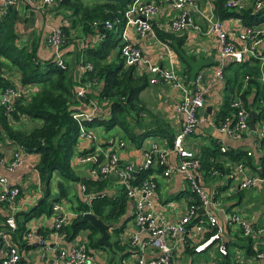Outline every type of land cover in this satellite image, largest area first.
<instances>
[{
  "label": "crops",
  "instance_id": "crops-1",
  "mask_svg": "<svg viewBox=\"0 0 264 264\" xmlns=\"http://www.w3.org/2000/svg\"><path fill=\"white\" fill-rule=\"evenodd\" d=\"M30 1L34 2L36 7L31 6ZM140 1L155 2L159 5L157 14L151 20L156 23L157 27L166 29V31L171 30L170 22L179 14V10L173 7L172 0H138L137 2ZM0 5L2 6L1 3ZM15 8L18 10L20 16V21L16 24V32L20 35V41L31 42L34 37L36 39V54L38 59H54L53 51L47 47V39L53 30L69 24L66 11L59 10L56 7V3L44 4L43 0H17ZM31 10L34 12L33 15H30ZM185 10L190 17L189 23L184 27L183 31L175 32L171 30L176 35L185 36L182 46L184 52L178 49L177 46L172 47L160 41L158 38H153L147 34H139L135 25L129 24L128 18L125 16L126 22L119 35L120 42L112 50L109 57V59L115 58L120 44L130 43L141 50L143 59L146 61V63L136 66L138 74L147 72L150 79L151 74L148 72L147 67V63H149L157 65L160 68L173 70L177 78L183 80L184 85L190 89L192 94H197L198 92L195 84L206 88L204 105L197 112L198 122L194 130L185 137L184 144L190 151L195 153L198 159L203 148H209L210 150L219 148L221 153H223L220 156L224 167L228 169L227 173L237 163L241 162L244 166V174H237L231 179L227 178V174L218 173L216 170L206 175L200 170V166L194 171L193 175L197 176V183L207 192L211 204L208 206L207 211L203 207L197 210L196 215L193 217L194 220L187 225V231L184 235H181L177 239L172 237L168 238L167 242L171 247V261L172 264H226L229 262L232 264H264V258L257 256V254L264 253V236L257 231L260 228L264 229V216L261 214L260 204L258 202H264V162L260 159L264 157V153L255 152L253 148V144L257 139V131L253 133L250 128L249 132L242 133L238 137H232L218 130V127L222 123H225L226 119L220 124L216 122V116L224 96L229 94L231 102L237 96L242 99L250 117L251 111L255 112L256 130H258L260 125H264V117L258 121L256 120L258 108L253 106L254 94L248 96L249 104L246 105L241 97V92L231 94L227 90L228 83L224 79L225 73L231 72L238 64L249 62L250 65H254V62L249 61L250 59L256 60L255 64L259 67L258 77H264V39L258 50L261 54L260 57L255 58L251 55L244 54L243 60L238 62L234 59L220 56V41L211 26L212 20L219 19L223 30L229 34L231 41L238 49H243L247 43L245 40L240 39L238 35L243 32L244 28L249 26H260L264 29V21L247 25L246 21L240 17L220 18L214 12L213 0H194V4L187 5ZM4 12L5 10L2 6L0 14H4ZM94 28L92 33L86 34L83 32V27L71 30L70 42L64 48L62 46L60 49V55L65 65L69 67L74 81L77 79L79 73V64L83 58V50L96 47L102 40L103 36L98 32V27ZM111 28L112 25L108 29ZM100 31L102 32L103 29L101 28ZM178 50L196 61L212 58L214 63L201 68L194 80L190 81V67L180 56ZM0 63L8 73L15 74L14 67H11L7 61H3V59L1 61L0 59ZM221 65L222 79H219L215 73ZM259 81L264 85V81ZM35 89L36 85L31 84L25 90L27 93H32ZM181 95L182 92L179 89L173 87L162 78H159L155 83H150L140 94L146 110L145 113L141 114L144 118L143 123L150 124V121L154 119L157 123L155 125L157 128L170 131V141L166 137L162 138L151 135L140 142L138 140L127 142L120 137L121 131L117 128L113 129L111 134H108V131L101 126L85 127V131L89 133L91 138L79 135V140L75 146L71 160L73 171L78 177V180L70 181L63 179L58 173H54L49 183V196L47 201L57 197L59 193L57 188L58 182H64L67 188V196L61 198L59 201H55V203L62 206V211L56 215L63 214L65 216L64 225H69L71 220L76 216L75 209L79 204L85 203L89 205L90 203L89 195L82 188V180L90 177V169L93 163L81 161V155L85 150L93 149V155L100 157V160L103 161L106 156V148H108L104 144L106 145L108 140L113 138V150L117 153L122 163L132 162L136 167H141L144 153L154 146L167 153L169 163L171 162L173 164L177 162L178 157L172 151L171 147L172 141L181 128L185 118L184 113L178 109ZM88 103L97 105L95 115L107 114L108 108L100 107L96 100H91ZM102 105L105 106L104 104ZM207 107H211L210 113H207ZM81 109L83 112L90 111L85 105ZM151 115L152 118H150ZM228 125L232 127L234 123L228 121ZM138 130L142 133L145 128L140 127ZM119 141L125 143L124 147H119ZM222 148H224V151ZM248 150H252V155L248 156L246 154V156L252 158L251 163L255 168H251L246 158L234 161L228 158L229 153H246ZM14 155L21 157V162L11 169ZM38 160V154L24 151L17 144L11 142L4 134L0 133V175L7 178L10 183L18 186L20 189V193L14 204V217L18 213L32 210L41 199L43 201L45 200V185L41 181L39 172L36 169ZM149 170H152V172L143 178L139 177L141 171L139 170L135 175L139 179H134L132 182L138 184L137 182L146 178L153 179L156 182L152 210L157 217L159 225H169L179 221L188 213L190 202L193 200L190 197V191L193 193L194 191L189 180L185 174L179 171L164 177L162 175L163 169L160 172L158 164ZM246 176H257L261 178V182H258L254 186L241 187L242 179ZM107 178L108 186L106 187V191L111 195H116L121 184L113 175H108ZM245 191H251V195L254 194L253 197L257 201L252 197L250 199L246 198V203L243 208L239 209L237 204L245 200ZM194 194L198 197L196 193ZM198 200L201 203L199 197ZM197 206H200V204ZM10 210L9 206L7 208L5 205L0 204V217H8ZM208 212L217 218L222 233L219 240L212 241L202 251L196 252L194 247L204 243L215 232V229L212 227L213 225L206 223ZM233 213H237L243 217L244 221L252 229L250 234L245 235L241 226L229 220L230 215ZM133 215V209L129 208L125 216L120 219L118 225L122 221L124 222V230L120 235H113L109 229L110 248L98 243L102 247L89 248L88 230H82L72 240L65 239L63 232L61 233L59 231L63 225L59 229L54 228L55 215L53 211L51 215H40L27 222L26 233L21 239L26 245H31L30 248L20 247V244L13 239V230H7L5 220H0V237L2 241L0 247V264L10 245L17 247L21 256V264H63V261L58 258V252L60 250L69 251L73 245L80 242H85L88 249L87 260L82 264H136L142 250L146 260L159 256V251L149 245L148 230L146 227L140 229L136 225ZM201 221H204V223H201ZM39 231L42 233H39ZM2 232L7 234L5 238L1 236ZM30 232L34 234V237L27 238L26 234ZM100 234L99 231L95 235L96 242ZM134 235H138L137 242H133ZM244 235H251L253 238L252 244L249 245L251 247L250 251L246 247V241L242 242L240 239ZM117 240L120 241L121 245L125 246V250H113L112 243H115ZM229 242L232 243L230 244L231 246H228ZM220 246L225 247V255L219 251ZM249 252L251 253L249 254ZM227 256L229 257V261L225 263L224 257L226 258Z\"/></svg>",
  "mask_w": 264,
  "mask_h": 264
},
{
  "label": "trees",
  "instance_id": "trees-1",
  "mask_svg": "<svg viewBox=\"0 0 264 264\" xmlns=\"http://www.w3.org/2000/svg\"><path fill=\"white\" fill-rule=\"evenodd\" d=\"M134 1L60 0L56 3L59 10L66 11L69 21L68 25H63L60 28L64 34L63 48L70 42L71 30L76 28L83 27L85 34L92 33L95 29L92 24L97 23L98 32L103 36L96 47L83 50L81 62L90 63L91 67L82 73L81 82H78L79 73L77 79L73 80L68 66L62 69L55 64L53 59H38L34 37L31 42L20 41V35L16 32V24L20 21V16L15 6H8L4 14H0V59L7 61L15 70V74H10L0 63L2 70L0 89L15 85H20L23 88L31 84L36 85V89L32 93L21 95L12 101L11 111L6 112V108L0 106V133L24 151L39 155L36 169L46 190L45 200L41 204L35 209L18 213L15 216L16 229L13 230V239L20 244V247H31L21 239L26 233L27 222L40 215H51L55 201L67 196L64 182H58L57 197L47 201L49 183L53 174L58 173L63 179L70 181L78 180L73 171L71 160L82 127L101 126L107 131L117 128L121 131L120 137L127 142L136 140L140 142L151 135L171 140L170 131L157 128L154 119L150 121V124L143 123L144 118L141 114L146 110L140 94L150 84L148 73L138 74L135 65H125L120 50L122 44L119 45L117 57L115 55L114 59H109L112 50L120 42L119 35L126 22V11ZM226 1L213 0L214 12L220 18L240 17L246 21L247 25L264 21V9L258 13H253L251 9L231 10L225 7ZM1 7L0 5V10ZM107 21L111 23V29L105 27ZM150 23L160 41L172 47L177 46L184 52L182 46L185 36H179L172 33L171 30L166 31V29L159 28L152 20ZM249 61L254 62V65H250L249 62L238 64L231 72L225 73L224 79L228 83L227 90L231 94L241 92V97L246 105L249 104L248 96L254 94L253 106L258 108L256 118L258 121L264 117V85L259 81V67L255 64L256 60L250 59ZM245 76L249 79L244 86ZM12 79H15V82H12ZM81 83H89L90 88H87L83 96H78L77 90ZM91 100H96L100 107L108 108L107 114L94 115L89 120L77 118L75 113L83 112L81 107L87 105ZM230 102V96L226 94L216 116L217 124L225 119L233 120L234 110ZM25 120H40L42 123L34 125L30 129H24L22 126ZM140 127L145 128L142 133L138 130ZM92 150H85L82 155L91 154ZM219 151V148L202 149L199 166L206 175L213 173L214 170L227 174L228 169L224 167L220 156L223 153L220 151L219 154ZM229 156L228 158L232 161L246 158L251 168H255L251 163L252 158L247 157L246 153H229ZM260 159L264 162V157ZM99 160L100 157H98ZM159 170L161 172L162 167H159ZM150 172L152 170H141L139 177L143 178ZM134 178L139 179L138 176H134ZM82 182L85 186V193L90 197V203L89 205L79 204L75 209L76 216L69 225L63 224L59 231L63 232L65 239L72 240L82 230H88V247H102L97 244L95 238V235L99 233L98 229L89 221L81 220L83 213L91 211L95 217L107 225L113 235L118 236L124 230V222L122 221L119 225L118 223L129 208L133 209L132 204L126 196L123 184L120 185L116 195H111L106 191L107 177H89L83 179ZM190 195L191 199L193 198L190 204L199 205L198 197L191 191ZM0 204L8 208L7 202H0ZM6 218L0 217V220H5L6 224ZM244 236L240 239L242 242L246 241V247L250 251L249 245L252 244L253 238L251 235ZM230 244L232 243L229 242L228 246H231ZM112 245L114 251L123 250L125 247L119 240ZM224 261L228 262L229 257H224Z\"/></svg>",
  "mask_w": 264,
  "mask_h": 264
},
{
  "label": "built area",
  "instance_id": "built-area-1",
  "mask_svg": "<svg viewBox=\"0 0 264 264\" xmlns=\"http://www.w3.org/2000/svg\"><path fill=\"white\" fill-rule=\"evenodd\" d=\"M60 0H43L44 4L57 3ZM134 1L132 5L127 9L126 16L128 18V23L135 25L137 32L141 35H150L153 38H157L156 34L151 26L150 20L157 14L159 5L155 2L150 1ZM210 1V0H204ZM173 7L179 10V14L170 22V29L175 32L183 31L184 27L189 23L190 17L187 15L185 7L187 5L194 4V0H172ZM0 3L5 10L8 6H15L17 0H0ZM31 6L36 7L35 3L30 1ZM225 7L231 10H243L251 9L253 13H258L260 10L264 9V0H227L225 2ZM181 11V12H180ZM93 27H97V23L92 24ZM105 26L110 28L111 23L105 22ZM211 26L216 33L220 41V56L223 58L234 59L238 62L243 60L244 54L251 55L255 58L260 57V45L264 39V29L262 27L249 26L244 28L243 32L238 35L242 40L247 43L243 49H238L235 44L229 38L223 28L221 21L219 19H214L211 22ZM64 45V34L62 30H53L51 35L47 39V47L51 49L54 53V62L60 68H65V62L60 55V49ZM121 55L124 58L126 65L139 66L146 61L143 59L141 50L130 43H125L121 47ZM90 63L79 64V77L78 81L82 79V73L90 68ZM148 72L151 74L149 80L150 83H155L159 78L169 82L173 87L179 89L182 92L181 101L179 103L178 109L184 113V122L175 135L172 141V151L177 155L178 160L175 163H169L167 158V153L163 150L158 149V147H153L144 153L143 164L141 167H136L132 162L122 163L119 160L117 153L113 150L114 139L110 138L108 140V148H106V156L104 160L98 161V156H94L93 152L91 154H86L81 156L82 162L93 163L90 169V177L100 178L107 177L108 175H113L120 184H123L126 189V196L130 199L133 213L134 221L136 225L141 229L146 227L149 234V245L150 247L157 249L159 251V256L146 260L142 252L139 254L136 264H172L171 258V247L168 245V238H179L181 235L186 233L187 225L194 220V216L199 208L203 207L207 211L208 206L211 204V200L207 192L197 183V176H194V171L199 167V159L196 157L195 153L190 151L184 144L185 137L190 134L198 120L197 112L204 105V94L206 88L196 85L197 94H192L190 89L184 85L183 80L177 78L173 70H168L165 68H160L157 65H152L147 63ZM216 77L222 79V65L215 73ZM2 75V70L0 68V76ZM249 78L246 77V81ZM260 80L264 81V77L260 76ZM15 79H12V82ZM78 87V96H83L89 87V84H83ZM27 87L23 88L20 85L8 86L0 89V106L6 108V112L11 111L12 101L21 95H28L25 90ZM90 111L75 113L77 118L89 120L92 116L96 114L97 105L94 103L85 105ZM231 107L233 111L234 125L231 127L228 125V119L225 123H222L218 130L220 132H225L232 137H238L242 133H247L250 130L249 119L250 114L246 110L244 103L240 97H235L232 99ZM257 131V139L253 144V148L260 153H264V125H260ZM82 137H90L89 133L85 131V127L81 128L80 134ZM91 138V137H90ZM124 142L119 141V147H124ZM224 151V148H222ZM248 156L252 155V150L246 152ZM13 162L11 163V169L21 162V157L14 155ZM156 164L162 167V175L167 177L177 171L185 174L186 178L189 180L194 193H196L200 199V206L196 204H190L188 213L183 216L179 221H176L169 225H159L157 217L152 210V200L155 196L156 182L153 179H142L141 181L133 183L139 170H149ZM244 174L243 163H237V165L230 169L227 173V178L231 179L236 175ZM261 182V178L257 176H246L243 177L241 182V187H250ZM85 190V186H82ZM20 189L18 186L9 182L7 178L0 175V202H7L10 210L9 216L6 218V225L8 230L12 231L16 229V221L14 217V204L17 199ZM62 211V206L58 203L53 204L54 213V228L59 229L65 223V216L56 215ZM206 223L213 225L215 232L202 244L194 247L196 252L202 251L209 243L214 240H219L221 235V227L218 225V220L215 216L207 213ZM229 220L241 226L243 232L250 234L252 229L237 213L230 215ZM204 223V221H201ZM259 234L264 236V229L260 228L257 230ZM6 233L2 232L1 236L6 237ZM27 238L34 237L32 232L26 234ZM138 235H134L133 242H137ZM221 254H226V249L223 246L219 247ZM258 257L264 258V253L257 254ZM88 249L85 242H80L73 245L69 251L58 252V258L63 261V264H82L87 260ZM21 256L16 246H9L6 253L1 261V264H21ZM232 264V263H226Z\"/></svg>",
  "mask_w": 264,
  "mask_h": 264
},
{
  "label": "water",
  "instance_id": "water-1",
  "mask_svg": "<svg viewBox=\"0 0 264 264\" xmlns=\"http://www.w3.org/2000/svg\"><path fill=\"white\" fill-rule=\"evenodd\" d=\"M33 11H30V15H33ZM178 53L180 54V56L184 59V61L186 62V64L190 67V81H193L196 74L201 70V68L205 67V66H209L211 64L214 63L212 58H208V59H200L199 61H196L192 58H190L188 55H186L185 53L181 52L180 50H178ZM207 113L211 112V107H207L206 109ZM255 117L256 114L255 112L251 111V117L249 120V125L251 128V131L254 133L256 131V126H255ZM43 201V199H41L34 207L36 208V206L38 204H40ZM82 221H89L96 229H98V231H100V236L97 238V243L100 245H104L107 247H111V244L109 243V230L106 224H104L100 219H98L97 217H95V215L91 212V211H87L84 212L81 218ZM1 237H0V247H1Z\"/></svg>",
  "mask_w": 264,
  "mask_h": 264
},
{
  "label": "rangeland",
  "instance_id": "rangeland-1",
  "mask_svg": "<svg viewBox=\"0 0 264 264\" xmlns=\"http://www.w3.org/2000/svg\"><path fill=\"white\" fill-rule=\"evenodd\" d=\"M42 122L40 121V120H35V121H31V120H26L25 122H24V125L22 126V128H24V129H30L31 127H33L34 125H40ZM22 124H23V122H22ZM113 132V129L112 130H109L108 131V134H111ZM244 193H246V197H245V200L243 201H241V202H239L238 204H237V207L239 208V209H241V208H243V206H244V204L246 203V198L247 199H250L251 197L254 199V197H253V195H251L252 194V192L251 191H245ZM243 193V194H244ZM244 196V195H243ZM254 200H256V199H254ZM257 201V200H256ZM259 202V204H260V210H261V214L264 216V202L263 201H258Z\"/></svg>",
  "mask_w": 264,
  "mask_h": 264
}]
</instances>
